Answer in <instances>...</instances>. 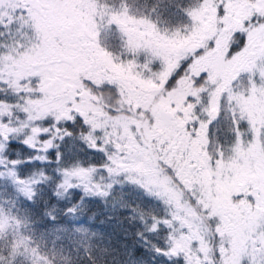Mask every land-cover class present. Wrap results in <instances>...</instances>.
Here are the masks:
<instances>
[{"label":"snow or ice","instance_id":"6c2138e0","mask_svg":"<svg viewBox=\"0 0 264 264\" xmlns=\"http://www.w3.org/2000/svg\"><path fill=\"white\" fill-rule=\"evenodd\" d=\"M133 94L182 125L191 179L157 163L192 207L95 117ZM0 264H264V0H0Z\"/></svg>","mask_w":264,"mask_h":264},{"label":"trees","instance_id":"16d2710c","mask_svg":"<svg viewBox=\"0 0 264 264\" xmlns=\"http://www.w3.org/2000/svg\"><path fill=\"white\" fill-rule=\"evenodd\" d=\"M178 102L182 97L177 95L173 97ZM104 102L114 103L112 97L105 94ZM133 105L131 111L127 114L121 112L118 116L108 117L106 111L102 108L98 111L101 113L99 117L114 118L120 117L126 120L124 130L127 136L132 140V144L136 145L138 153H143L149 157L152 166L160 170V166L157 161H164L167 164L172 165L177 170V174L181 176L184 170H188V177L182 178L185 180L191 179V167L187 161L189 159V144L186 134L183 132V127L178 120H171L172 113L169 110L168 101L158 100L153 102L152 98H147L144 103H133L134 96L130 97V101ZM137 107H143L147 111L136 112ZM85 108V107H84ZM157 109L164 115V121L158 122L153 117V110ZM190 168V169H189ZM161 171V178L165 179L166 174ZM167 186L174 190L176 196H182L183 190L178 184L172 181L170 177L166 178ZM183 203L188 205L187 196L183 195ZM188 207H192L188 205ZM197 215L195 209L189 214V217ZM202 216V213H199ZM205 224L207 221L205 219ZM104 230H107L106 226H102Z\"/></svg>","mask_w":264,"mask_h":264},{"label":"rangeland","instance_id":"374dc122","mask_svg":"<svg viewBox=\"0 0 264 264\" xmlns=\"http://www.w3.org/2000/svg\"><path fill=\"white\" fill-rule=\"evenodd\" d=\"M133 96H134V102L133 103H135V102L136 103H144V101L150 97V96L140 97L139 95H135V94H133ZM89 104H90V102L86 98L82 107L88 108ZM94 115L97 118V120L100 121L101 123H104V122H107L109 124L115 123L117 125V127L113 131V136L118 137L121 140H123V142L125 143L127 148L131 149L134 153H138V151L136 150V145L132 144V140L127 136V134L124 130V127L126 124V120L124 118L120 117L119 120L114 119V118L102 119L101 117H99L101 115V113L99 111H96L94 113ZM153 117L158 122L164 121L163 113L158 111L157 109L153 110ZM191 172H192V170H191ZM187 173H188V170L186 169L183 171L182 174L184 177H188ZM182 174H181V176H182ZM161 190H163V189H161ZM233 190H235L233 186H226V187L221 186L218 189V192L220 194L217 197L213 198V209H214L215 213L224 214V215L229 216V217L232 216V212H231L230 207H229V202L226 200V196ZM189 214L191 215V212ZM237 226L238 225H236V224L233 225V227H237Z\"/></svg>","mask_w":264,"mask_h":264}]
</instances>
